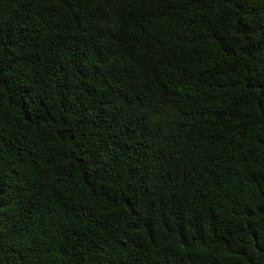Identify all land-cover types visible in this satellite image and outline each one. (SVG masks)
Instances as JSON below:
<instances>
[{"label": "trees", "instance_id": "16d2710c", "mask_svg": "<svg viewBox=\"0 0 264 264\" xmlns=\"http://www.w3.org/2000/svg\"><path fill=\"white\" fill-rule=\"evenodd\" d=\"M0 264H264V0H0Z\"/></svg>", "mask_w": 264, "mask_h": 264}]
</instances>
